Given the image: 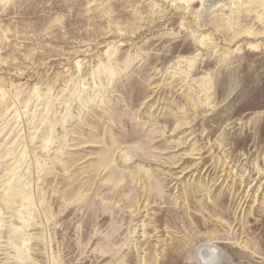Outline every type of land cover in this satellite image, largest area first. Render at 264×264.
Masks as SVG:
<instances>
[{
    "label": "rangeland",
    "instance_id": "obj_1",
    "mask_svg": "<svg viewBox=\"0 0 264 264\" xmlns=\"http://www.w3.org/2000/svg\"><path fill=\"white\" fill-rule=\"evenodd\" d=\"M201 5L0 0V264H264V0Z\"/></svg>",
    "mask_w": 264,
    "mask_h": 264
},
{
    "label": "bare ground",
    "instance_id": "obj_2",
    "mask_svg": "<svg viewBox=\"0 0 264 264\" xmlns=\"http://www.w3.org/2000/svg\"><path fill=\"white\" fill-rule=\"evenodd\" d=\"M249 1V0H248ZM252 0H250V2H251ZM206 2H210V0H206ZM205 0H201V8H198V9H202V7L204 8V6H205ZM212 6V5H211ZM203 10H205V9H203ZM183 125V123H179V124H177V126L175 127V129H180L181 128V126ZM180 144H182V142L180 143ZM179 143H178V145H180ZM197 153V155H200V157H199V159H202L203 158V153L204 152H200V150L198 151V152H196ZM110 149H107V151H106V155L109 157L110 156ZM125 155V154H124ZM126 156V155H125ZM125 160H126V158H125ZM126 161H128V160H126ZM101 163H102V165L103 166H109V164H108V162L106 161V158L105 159H103V161H101ZM211 166H212V164H210L209 166H207V168H206V172L209 170V174H210V172L211 171H215V169H214V167H212L211 168ZM111 167V166H110ZM197 167V166H196ZM109 168V167H108ZM110 169V168H109ZM114 170V169H113ZM116 172V171H115ZM114 172V173H115ZM141 172H144V171H142L141 170ZM113 173V174H114ZM110 174V173H109ZM115 176H117V173H115ZM141 176H139L138 178H136V181L140 178ZM144 179V178H143ZM145 181V180H144ZM207 249V248H206ZM206 249H202V250H204L205 251V253L207 254L206 256L208 257L207 258V262L208 263H211V262H213L218 256H217V253H216V251H215V248H213V247H209V250H206ZM199 252H202L201 250L199 251Z\"/></svg>",
    "mask_w": 264,
    "mask_h": 264
}]
</instances>
